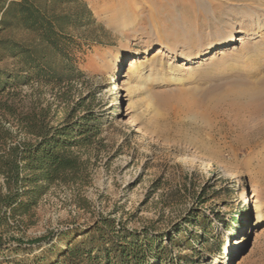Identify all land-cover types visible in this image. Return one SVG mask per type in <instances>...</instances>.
I'll return each mask as SVG.
<instances>
[{"label":"rangeland","instance_id":"1","mask_svg":"<svg viewBox=\"0 0 264 264\" xmlns=\"http://www.w3.org/2000/svg\"><path fill=\"white\" fill-rule=\"evenodd\" d=\"M81 2L55 7L57 14L92 15V24L73 21L68 31L81 77L62 85L23 82L17 61L0 60V70L19 78L0 91V127L12 134L11 144L36 141L26 128L32 118L44 119L46 130L89 111L103 119L93 143L72 148L83 167L78 178L46 186L28 214L2 223L0 264H49L54 255L47 251L64 247L63 234L101 219L167 235L163 264H236L242 250V264H264V226L253 229L257 208L244 199L260 200L264 210V97H232L263 88L264 0ZM232 34L245 45L240 40L186 64L188 55ZM0 38L38 45L19 28ZM131 53L139 68L129 66ZM129 111L134 126L125 123ZM240 231L246 242L232 249ZM39 238L47 241L31 244Z\"/></svg>","mask_w":264,"mask_h":264},{"label":"trees","instance_id":"2","mask_svg":"<svg viewBox=\"0 0 264 264\" xmlns=\"http://www.w3.org/2000/svg\"><path fill=\"white\" fill-rule=\"evenodd\" d=\"M1 2L0 33L19 28L37 37L38 45L34 48L0 38V60L17 61L25 73L23 78H27L23 82L36 79L41 83L62 85L81 77L82 72L71 56L75 41L68 31L73 21L84 27L92 24V15L88 10L76 15L57 14L55 10L56 5L80 4L81 0ZM18 79L0 70V91L12 87ZM43 120L36 117L26 121V128L36 137L35 142L11 144L12 134L0 127V211L4 213L0 226L9 217L16 219L28 214L46 186L78 178L83 167L72 148L93 143L103 123L100 115L90 111L77 121L51 130H46ZM199 215L195 216L196 220L200 219ZM148 231L128 230L115 220L101 219L89 230L75 228L63 234L64 247L57 252L47 251L48 255H54L49 264H153L151 260H155L154 264H163L167 247L162 242L167 235L156 234L155 238L148 235ZM43 241L47 239L39 238L31 244ZM43 258L47 259V255Z\"/></svg>","mask_w":264,"mask_h":264},{"label":"bare ground","instance_id":"3","mask_svg":"<svg viewBox=\"0 0 264 264\" xmlns=\"http://www.w3.org/2000/svg\"><path fill=\"white\" fill-rule=\"evenodd\" d=\"M240 40H241V43L242 44H244V38H237V37H234V35L232 34L231 36H230V38H228L227 40H225L224 42H222V43H220V44H214L213 46H210V47H208L207 49H205V50H201V51H199L198 53H196V55H188V57H186V60H187V63L186 64H193V63H196V61H200V60H202L203 58H205V57H208L209 55H212V54H214V52L215 51H217L218 49H220V48H229V49H232L238 42H240ZM245 45V44H244ZM163 48H166V49H169V50H171V47L169 46V45H164L163 46ZM153 49V47H149L148 49H146L145 51H143L142 52V54H147V53H149V51L150 50H152ZM162 52V50L161 49H159V51H157V53L156 54H160ZM164 53V52H163ZM136 53L134 54V53H131V54H129L128 55V62L130 63V67H134V68H139V65H138V61H137V59H136ZM120 66H122V64H120L119 65V68H120ZM124 70H125V67L124 68H122V71H121V69H119L118 70V74H119V78L121 79V82H122V86H125L126 84H127V82H126V80H125V77L126 76H124ZM178 74H181V71H179V72H177ZM130 79H135V81L137 82L136 84H137V86H136V88H135V90L136 91H138L139 90V86L141 85L140 84V78H139V76H136V75H134L133 77H130ZM243 88H245V86L243 87ZM248 88H250V87H246V89L247 90H240L238 93H236V94H233L232 95V97L233 96H235V97H244V99H245V97H248L249 99H256V98H259V97H264V84H263V88H261V87H258V88H260V89H258V88H256L255 86L253 87H251V89H248ZM127 90V89H126ZM229 91V90H228ZM232 92V91H231ZM128 95V94H127ZM225 96V95H224ZM224 96L222 95V97H220L219 98V100L220 99H223L224 98ZM226 97V96H225ZM231 97V96H230ZM234 97V98H235ZM247 98V99H248ZM238 99V98H237ZM248 99V100H249ZM218 100V101H219ZM224 100V99H223ZM250 100V101H251ZM245 102V101H244ZM242 106V105H241ZM244 107V106H243ZM257 110V109H256ZM126 111H128V108L126 109ZM261 113V112H260ZM127 125H131V126H134V125H136V120L134 119V117L132 116V114H131V112L129 111L128 112V115H127V117H126V122H125ZM137 132L138 133H141L142 132V130L138 127L137 128ZM204 156L203 157H205V158H207V159H214L211 155H208V154H206V153H204L203 154ZM219 162V161H218ZM239 176H242V173L241 172H239V174H238ZM244 199H245V202H246V204H248V205H250L251 203L252 204H254L255 203V205H256V208H257V219H256V221H255V225H254V227H253V229H255V228H261V227H263L264 226V210L262 209V205L260 204V200H258V199H255L254 197H250L249 198V196H245L244 197ZM252 199V200H251ZM246 242V235L243 233V231H240V232H238L237 233V238H236V240H235V244L234 245H232V249H237V248H240L242 245H244V243ZM241 254L238 256V258H237V260H236V264H242L243 262H244V260H245V254L243 253V250L240 252ZM217 260V259H216ZM217 262V264L219 263V261H216Z\"/></svg>","mask_w":264,"mask_h":264}]
</instances>
